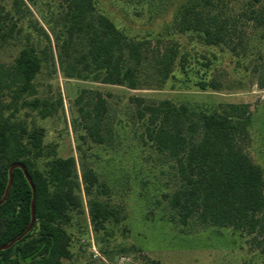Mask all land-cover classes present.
<instances>
[{"label": "trees", "instance_id": "16d2710c", "mask_svg": "<svg viewBox=\"0 0 264 264\" xmlns=\"http://www.w3.org/2000/svg\"><path fill=\"white\" fill-rule=\"evenodd\" d=\"M12 1L15 14L32 15L30 6L36 0ZM58 1L62 11L57 22L64 30L51 29L57 54L53 53L50 33L35 19V28L47 41L45 46L38 50L28 45L13 64L8 67L0 64V201L14 163L25 166L36 188L33 228L11 248L0 251V264H64L65 260H71L72 236L67 227L72 223L73 212L79 215L85 212L82 192L87 197L95 229L120 219L116 208L94 198V190L102 185L93 169L82 168L80 172L74 156H57L56 147L44 144V128H29L14 115H6L12 103L19 101L34 109L42 105L38 99L29 102L25 97L36 95L34 81L43 65L50 64L54 72L58 66L66 79L139 90L148 84L142 76L146 68L153 71L154 86L161 88L178 60V51L173 47L164 52L156 47L151 53L148 41L129 38L110 18L97 11L94 0ZM228 1L189 0L178 8L174 28L196 35L206 45H227L237 31L226 14ZM263 2L248 0L243 13L256 26L264 25ZM9 16L7 13L5 18ZM197 87L202 91L218 90L217 84L206 81H198ZM6 94H10L12 103H4ZM82 99L83 94L77 103ZM131 101L135 106L138 142L164 155L175 169L176 189L164 194L173 211L170 219L182 227L231 229L247 237L250 246L260 250L264 258V171L248 152L252 142L251 105L202 107L171 100L147 102L139 97ZM107 110L108 101L101 93L95 94L91 108H79L81 125L98 144L106 141L102 129ZM53 113L54 109L46 104L41 110L43 118ZM42 158L47 159L44 169L38 166ZM32 197L23 171L15 169L9 194L0 205V246L28 228Z\"/></svg>", "mask_w": 264, "mask_h": 264}, {"label": "rangeland", "instance_id": "374dc122", "mask_svg": "<svg viewBox=\"0 0 264 264\" xmlns=\"http://www.w3.org/2000/svg\"><path fill=\"white\" fill-rule=\"evenodd\" d=\"M188 1L94 0L97 11L129 38L148 41L151 53L156 47L161 52L168 47L177 49L172 75L161 88L154 86L150 68L142 75L148 84L131 90L92 80L66 79L58 66L54 72L50 64H44L34 81L36 95L25 97L29 102L38 99L42 103L38 109L21 101L12 103L10 94L3 98L5 104L12 103L6 115H14L29 128L45 129L44 144L56 147L57 156H74L80 172L82 168L93 169L102 185L94 190V198L120 212L118 222L108 221L103 228L95 229L82 192L85 212L72 213L67 231L72 236L73 257L64 264H264L260 250L231 229L174 223L170 219L173 211L164 197L177 186L173 164L150 146H143L135 136L134 97L202 107L250 104L253 120L248 152L264 171V25L256 26L243 16L248 0H230L226 14L236 26V34L227 45H206L196 35L174 28L178 8ZM30 9L32 15L20 17L14 12L12 0H0V64L4 67L13 64L24 47L32 45L39 50L47 43L34 26L35 19L50 33L51 47L57 54L51 29L64 30L57 22L62 11L60 2L36 0ZM7 13L10 16L5 18ZM198 81L215 83L218 90L202 91ZM96 93L108 101L102 129L106 141L102 144L88 137L79 111L83 106L92 107ZM81 94L83 99L78 104ZM45 104L54 113L43 118ZM46 160L38 161L40 169L45 168Z\"/></svg>", "mask_w": 264, "mask_h": 264}, {"label": "water", "instance_id": "95a60500", "mask_svg": "<svg viewBox=\"0 0 264 264\" xmlns=\"http://www.w3.org/2000/svg\"><path fill=\"white\" fill-rule=\"evenodd\" d=\"M21 169L25 175V178L27 179L29 185L31 186V189H32V193H33V197H32V202H31V221H30V224L28 226V228L21 234L19 235L16 239H14L13 241H11L10 243L6 244V245H3V246H0V251H4V250H7L9 248H11L15 243L19 242L22 240V238L24 236H26L33 228V225H34V222H35V201H36V188L27 172V169L25 168V166L21 163H14L13 165H11V167L9 168V181H8V185H7V188H6V191H5V194L3 196V198L1 199L0 201V205L2 203H4V201L6 200L8 194H9V191L11 189V186H12V183H13V171L15 169Z\"/></svg>", "mask_w": 264, "mask_h": 264}, {"label": "built area", "instance_id": "2783aa9c", "mask_svg": "<svg viewBox=\"0 0 264 264\" xmlns=\"http://www.w3.org/2000/svg\"><path fill=\"white\" fill-rule=\"evenodd\" d=\"M94 250H95V248H94Z\"/></svg>", "mask_w": 264, "mask_h": 264}]
</instances>
